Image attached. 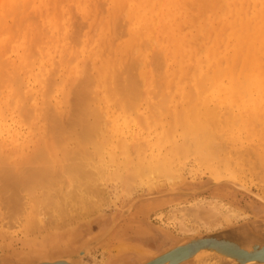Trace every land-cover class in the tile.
Returning <instances> with one entry per match:
<instances>
[{"label": "bare ground", "instance_id": "1", "mask_svg": "<svg viewBox=\"0 0 264 264\" xmlns=\"http://www.w3.org/2000/svg\"><path fill=\"white\" fill-rule=\"evenodd\" d=\"M73 11L89 31H70ZM190 155L209 181L184 183ZM243 167L264 172V0H0V236H25L0 264H94L102 244L101 264H264V190ZM231 188L255 199L252 215L201 200L179 206V235L130 222Z\"/></svg>", "mask_w": 264, "mask_h": 264}, {"label": "rangeland", "instance_id": "2", "mask_svg": "<svg viewBox=\"0 0 264 264\" xmlns=\"http://www.w3.org/2000/svg\"><path fill=\"white\" fill-rule=\"evenodd\" d=\"M104 6V7H103ZM102 7H103V9H102ZM106 7V5H101L100 7H99V11H100V13H99V16L100 17H103V16H105L106 14H105V10L104 9H106L105 8ZM74 12L75 11H73L72 12V15L74 16ZM76 13V12H75ZM77 15H78V17H77ZM76 16V17H75ZM75 16L72 18L71 17V21H73V22H71L70 24L74 27V23L75 22H78V23H75V24H77V25H75V28H70L69 27V29H70V31L72 32L73 30L72 29H77L78 31H81L80 30V26H81V24H83L84 23V25H86L85 23H87V19H84V20H82V18H81V16H79V14H75ZM77 20V21H76ZM120 23H121V21L122 22H125V18H123V19H121L120 18ZM70 22V21H69ZM80 25V26H79ZM83 25V28H82V31H84L85 29H86V31H87V29H88V31L90 30V28H88V26L86 25V26H84ZM76 26H78V27H76ZM69 31V30H68ZM76 31V30H75ZM74 31V32H75ZM70 32V33H71ZM125 38V37H124ZM123 39V38H122ZM229 143V142H228ZM229 145V144H228ZM158 146V147H157ZM157 146L155 145H153L152 146V148L153 149H157V148H160V147H162V145H158L157 144ZM233 146V145H232ZM235 147V146H234ZM150 148V147H149ZM149 148H147V150H149ZM225 149H226V147H225ZM228 149V148H227ZM230 153V152H229ZM229 153H227L226 152V154H228V155H230L231 153H234V151L232 152V150H231V153L229 154ZM227 155V156H228ZM238 155V154H237ZM237 155L235 154V155H231V156H228V157H230L229 159L232 161V159H236V160H233V161H235V162H241L242 160L243 161H248V159H250L251 161H253L254 162V164H257V163H259L260 161H259V159L257 160V158L258 157H256V159H254L253 157H251V158H246L245 160L243 159V158H241L242 160H240V157L238 156L237 157ZM226 156V157H227ZM182 157V156H181ZM180 157V158H181ZM231 157H232V159H231ZM247 157V156H246ZM189 158V159H188ZM193 157L190 155V156H187L186 158H185V160H184V158L182 157L181 159H180V162L182 161H184L185 163H183L184 164V166H182L181 164H180V166H178L179 168H180V174H181V176L183 177V181H184V183H187V184H192V183H196L197 185H201V184H203V183H205V182H207V181H209L210 180V177L213 175L212 174V172H211V170H209L208 168H206L205 166H202V165H200V163L197 161V162H194L193 161V159H192ZM190 159H192V160H190ZM239 159V160H238ZM189 160V161H188ZM194 160H195V158H194ZM242 161V162H243ZM246 161L244 162V163H246ZM181 162V163H182ZM239 162V163H240ZM256 162V163H255ZM193 163V164H192ZM177 164H179V163H177ZM186 164V165H185ZM191 164V166H189ZM248 164V163H247ZM253 164V165H254ZM194 165V166H193ZM250 165V164H249ZM260 165V166H259ZM196 166V167H195ZM245 166H247V165H245ZM257 166L258 167H260V168H262V165L259 163V164H257ZM181 167H183V169H181ZM189 167H192V168H190L191 169V172H189L188 170H190L189 169ZM195 168V170H194V168ZM256 168L255 170L253 169L252 171H249V170H251V169H248L247 167H243L244 168V171L241 173L242 175H243V177L247 180V181H249L251 184H250V186L252 187V189L254 190L255 189V191H259V190H261V191H263L264 190V184L262 183V182H264V181H262L261 182V180L263 179L264 180V177L263 178H261V176L264 174V172H261V169L260 168ZM178 168V169H179ZM247 168V169H246ZM193 169V170H192ZM258 169H260L259 171H258V173H256L257 172V170ZM183 170V171H182ZM188 171V172H187ZM256 171V172H255ZM263 171V170H262ZM260 173H263L262 175L260 174ZM182 174H184V175H182ZM257 174H259V176L257 175ZM257 175V176H256ZM257 178H261V179H257ZM106 181H107V179H105ZM111 180V179H110ZM113 181V179L111 180V181H107L108 183H106V182H104V180L102 181V186H104V183H106L107 185H105V186H109L110 188L112 187V185H114L115 183H114V181ZM117 182V181H116ZM260 182H261V185H260ZM112 185H111V184ZM254 185H253V184ZM257 183H259V184H257ZM186 185V184H185ZM103 187V189H104V191H105V196H107V193L108 194H110V196H112L113 195V193H112V191L115 189V192H116V190L118 189V186L119 185H117L116 184V186L117 187H115V185L113 186V188L110 190V189H107L106 187ZM108 187V188H109ZM261 187H263V188H261ZM106 189H107V191H106ZM225 191V192H224ZM114 192V191H113ZM224 192V193H223ZM223 192H220V191H218V190H214V191H210V192H207V193H205V194H202V195H200V197H197V198H187V197H184L183 199L181 198V197H179V198H181L180 200H178V201H173V202H171V201H168V199L169 200H172V198H168V199H165V200H163V201H165V205H163V206H160L159 207V209H152V210H150V211H147V212H143V214H145V215H142L140 212H138V217H134L133 218V220L132 221H130V222H132L133 223V225L135 224H137L136 226H141V228H143V229H147V232H149V231H151V230H155V231H168V230H171V231H173V233L175 234V235H179L180 233H183L181 230H180V228L178 227L179 226V222H181L180 220H179V217H178V215L180 216L181 214H182V212L184 213V211H183V209H180V207H181V205L182 204H186V206L188 205L189 206V204L191 205V204H193V203H196V202H198V201H203V200H205L207 203L206 204H208L207 206H211V207H214L213 205H215V206H217V208H218V210H219V213L220 214H222V215H225L227 212H226V208H225V206L224 207H219L217 204H214V203H211V202H213V201H217V202H222L224 205H226V206H230L232 209H235V210H237V211H244V212H246V213H248L249 215H252L253 214V211H252V207L255 205V203H256V201H255V199L253 198V197H251L250 196V194H248L247 192H245V191H243V190H235L234 188H231V189H223ZM112 194V195H111ZM115 194V193H114ZM221 194L222 195H228V197H226V196H221ZM219 195V196H218ZM113 197H115L114 195H113ZM187 198V199H186ZM115 199V201L113 202V203H110L109 205H107V206H105L104 207V210L103 211H101L99 214H97V215H95L94 217H93V219H96L95 220V222H91V223H89L86 227L87 228H89L90 230H88L87 232L88 233H90V232H96L97 230H99V228L101 227V226H103L104 224H105V222L106 221H109L117 212H118V208H119V206H123L124 205V203H125V200L126 199H123V197L121 196V197H118V199L117 198H114ZM192 199V200H191ZM195 200V201H194ZM167 201V202H166ZM171 202V203H170ZM212 205H211V204ZM206 204H204V205H206ZM210 204V205H209ZM257 204V203H256ZM175 205V206H174ZM180 206V207H179ZM176 207H179V209L180 210H175L176 209ZM222 211V212H221ZM148 214H150V216L151 217H149V219H147V218H144V216H147ZM177 214V215H176ZM143 217V218H142ZM174 217V218H173ZM222 217V216H221ZM136 218V219H135ZM188 219V218H187ZM186 219V223L189 221L190 222V220L188 219L187 220ZM135 220H136V222H135ZM175 220V221H174ZM179 220V221H178ZM139 224H138V223ZM82 223V222H81ZM81 223H79V222H77V223H74V222H71L67 227H69V228H71V230L73 231V232H75V233H77L78 231H79V224H81ZM191 223L193 224V226L194 227H196V229H201V230H207V229H209V228H213V226L212 225H210V226H205L204 224H201V223H198V222H190V223H188V224H190L191 225ZM195 223V224H194ZM197 224V225H196ZM15 226H17V228L15 227ZM15 226H11V227H9V229H8V233H9V240L8 239H4L3 237H1L0 236V253L2 252V253H7V252H9V253H12V254H14L15 252L14 251H17V250H21L22 249V246H23V244H24V242H23V239H24V231H23V228L22 227H19L18 225H15ZM91 226V227H90ZM149 226H153L154 228L153 229H150V227ZM204 226V227H203ZM81 227H82V225H81ZM207 227V228H206ZM49 228V227H48ZM47 228V229H48ZM92 228V229H91ZM81 229V228H80ZM65 231V230H64ZM41 234V233H40ZM40 234L39 235H37V237H36V239L37 238H39L40 237ZM107 245H104V244H102V245H100V246H97L93 251H92V253H91V255H88V258L92 261H94V264H101V261H100V259L102 258V257H104V256H106V254H107V252H108V250H109V248H108V246L106 247ZM12 258H16V257H13L12 256ZM104 264H109V262L108 261H106Z\"/></svg>", "mask_w": 264, "mask_h": 264}, {"label": "water", "instance_id": "3", "mask_svg": "<svg viewBox=\"0 0 264 264\" xmlns=\"http://www.w3.org/2000/svg\"><path fill=\"white\" fill-rule=\"evenodd\" d=\"M247 191H249V190H247ZM251 193H253V192H251ZM260 223H263V222L260 221ZM92 244L93 243H91L90 245H87V247L88 246H90V247L93 246ZM84 252H85V248H83L78 254H75V255L74 254L73 255L72 254H68L66 256L64 254H62V255L59 256V258H61V260H65V261H67L66 259H69V258H75V259H77ZM19 260H17V262L15 264H46V263H43L42 261H39V258H35L32 261H31V259H27V260H24V261H19ZM54 261H56V260H54ZM77 262H80V261H77ZM81 263H83V261H81Z\"/></svg>", "mask_w": 264, "mask_h": 264}]
</instances>
